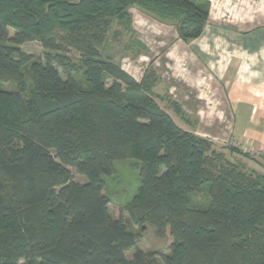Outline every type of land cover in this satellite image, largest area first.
Wrapping results in <instances>:
<instances>
[{
	"label": "trees",
	"instance_id": "1",
	"mask_svg": "<svg viewBox=\"0 0 264 264\" xmlns=\"http://www.w3.org/2000/svg\"><path fill=\"white\" fill-rule=\"evenodd\" d=\"M133 8L190 43L210 4L0 0V84L18 87L0 89V264H161L141 249L126 257L137 235L109 211L106 178L127 160L141 174L127 206L133 222L173 238L164 264H264V175L181 129L153 98L160 77L151 65L136 81L102 52L124 34L135 38ZM32 41L43 59L21 50ZM206 185L201 208L192 198Z\"/></svg>",
	"mask_w": 264,
	"mask_h": 264
},
{
	"label": "crops",
	"instance_id": "2",
	"mask_svg": "<svg viewBox=\"0 0 264 264\" xmlns=\"http://www.w3.org/2000/svg\"><path fill=\"white\" fill-rule=\"evenodd\" d=\"M207 1L204 32L190 43L175 26L133 8L134 39L142 47L124 48L123 61L114 62L136 81L151 65L160 77L153 98L181 106L184 117L170 104L160 107L184 131L264 158V0ZM257 171L264 175V167Z\"/></svg>",
	"mask_w": 264,
	"mask_h": 264
},
{
	"label": "rangeland",
	"instance_id": "3",
	"mask_svg": "<svg viewBox=\"0 0 264 264\" xmlns=\"http://www.w3.org/2000/svg\"><path fill=\"white\" fill-rule=\"evenodd\" d=\"M13 33L14 30L11 29L10 34L12 35ZM129 37L131 36L124 34L119 42L109 41L108 44L103 46L102 52L105 56L111 57L113 61L121 63L123 61V55L125 54L124 48L133 43ZM21 50L25 54L33 56L34 58H44V50L41 44L36 41L25 43L21 46ZM132 51L136 52L137 49L134 48ZM69 55L75 58L77 56L73 51H69ZM58 71L62 74L61 68H58ZM62 77L65 79L63 74ZM110 85L111 80H108L107 86L109 87ZM0 89L6 91H16L18 90V87L14 83H3L0 84ZM168 99L169 98L167 97H155V100L159 106H161L166 111L172 109L168 103ZM180 122H182V120ZM192 123L193 121H190L189 126L192 125ZM208 139L214 142L215 148L218 151L225 150L226 157L230 161L243 165L248 171L254 170L261 174V171H257L264 167V158L261 156H256L252 152L248 153L249 157L247 158L233 154L228 150V148H233L234 146L231 147L230 144L214 140L212 137ZM241 140L243 143H247V140L243 138H235L234 140L232 139V143L239 142ZM248 144L249 143H247V146H249ZM136 164L137 162L132 160L117 161L115 163L116 173L111 177L106 178V188L104 190V195H106L110 200L109 211L111 216L114 219L122 220L137 235V245L135 248L126 252V257L128 259H132L135 250L141 249L147 254L154 255L161 264H164L162 256H168L171 254L170 246L173 242L172 236L168 232L165 237H159L157 236L155 228L152 225L148 223L145 225L135 224L127 210L128 203L132 200L137 192L138 187L141 185V174ZM71 171L75 181L79 183L86 182V179L80 176L74 169H71ZM208 190L209 185H206L201 193L194 195L192 198L193 203L198 204L201 208H207L210 203V195Z\"/></svg>",
	"mask_w": 264,
	"mask_h": 264
},
{
	"label": "built area",
	"instance_id": "4",
	"mask_svg": "<svg viewBox=\"0 0 264 264\" xmlns=\"http://www.w3.org/2000/svg\"><path fill=\"white\" fill-rule=\"evenodd\" d=\"M242 151L245 153H250V150H248V149H243Z\"/></svg>",
	"mask_w": 264,
	"mask_h": 264
}]
</instances>
